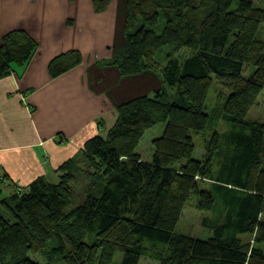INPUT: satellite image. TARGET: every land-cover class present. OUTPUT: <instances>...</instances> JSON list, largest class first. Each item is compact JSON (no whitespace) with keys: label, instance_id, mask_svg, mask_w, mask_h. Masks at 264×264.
<instances>
[{"label":"trees","instance_id":"16d2710c","mask_svg":"<svg viewBox=\"0 0 264 264\" xmlns=\"http://www.w3.org/2000/svg\"><path fill=\"white\" fill-rule=\"evenodd\" d=\"M125 1L122 56L100 64L123 76L156 72L160 88L120 104L107 132L59 165L56 182L40 176L23 187L14 183L9 195L0 190V264H41L29 253L47 243V263L112 264L120 253L121 264L144 257L264 264V120L250 116L264 91V0H238L234 9L233 0ZM110 2L93 0L95 12ZM37 47L24 30L5 34L0 78L29 63ZM81 62L72 49L54 57L48 71L55 78ZM245 65H253L249 76ZM212 76L229 94L207 113ZM218 120L225 130H214L204 157L194 158L192 133ZM159 123L163 132L145 161L137 148ZM192 196L208 213L200 221L210 231L206 238L175 230Z\"/></svg>","mask_w":264,"mask_h":264},{"label":"crops","instance_id":"0c3cea01","mask_svg":"<svg viewBox=\"0 0 264 264\" xmlns=\"http://www.w3.org/2000/svg\"><path fill=\"white\" fill-rule=\"evenodd\" d=\"M117 1L96 15L91 0H0V43L13 30L38 42L29 63L0 78V167L9 177L0 182L4 196L14 183L23 187L40 176L56 182L59 165L115 123L116 107L145 93V74L121 79L114 66L100 64L111 58L115 14L124 13ZM72 49L82 62L51 77V60Z\"/></svg>","mask_w":264,"mask_h":264},{"label":"rangeland","instance_id":"374dc122","mask_svg":"<svg viewBox=\"0 0 264 264\" xmlns=\"http://www.w3.org/2000/svg\"><path fill=\"white\" fill-rule=\"evenodd\" d=\"M252 1L254 2V4L256 6H263V4L259 0H252ZM91 2H92V7L94 8L93 0H91ZM117 2H118V5L122 6V12L124 11V13L121 14L120 16H119V12L118 13L116 12V14H115V18H114L115 19V28L113 29V31H115V32L113 33L114 36H113V42L111 45L112 47H110L111 58L122 56L123 47H124V44H123V42H124V16H125L126 1L125 0H118ZM237 2H238V0H233L231 9H234L237 6ZM107 7H106V9H107ZM106 9L104 11H100V12H95V10H94V12L96 15L97 14H105ZM160 25L161 26L163 25V21L160 22ZM106 29L108 30V36H111V33H112L111 27L109 28L108 26H106ZM120 32L122 35L121 39H120ZM258 36L260 38H264V24L261 25V27L259 29ZM162 50H164L163 54H165L169 49L163 48ZM104 60H106V59H102L103 62H104ZM102 61L100 60V63ZM101 65H103V64H101ZM252 71H253V65H245L244 70H243V75L249 76V74ZM118 74H119V72H118ZM143 74H145V76ZM150 74L153 75L154 81L151 78ZM140 75H143L142 78L145 77V79L146 80L149 79V81L144 86H142V87H144V88H142L144 90L141 89V92H145V93L138 94L134 97L144 95V94L145 95L152 94V92H154L155 90L160 88V78L158 77V74L156 72L144 70V71L140 72V74L135 75V77L140 76ZM119 77L121 79H123V78L124 79L125 78L130 79V78L134 77V75L123 76V75L119 74ZM212 78H213V83H212V86L210 88L209 96H208V98L206 100V104H205V111L207 113H211L212 109L214 108L213 106H215L219 101H221L222 100L221 98H224L225 95L229 94L228 89L224 85H222L221 82L220 83L217 82V79L214 76H212ZM115 90H116V85L110 88L111 92H114ZM220 93H222V95H220ZM117 107H116V111H117ZM250 116L258 118L262 121L264 120V91L259 95L258 100L256 102V105L252 109ZM117 117H118V112H117ZM215 123H214V127L209 126L203 132H200V133L193 132L192 133L193 142L195 144V152L193 155L194 158L201 159L204 157L205 154L203 153L204 152L203 144H204V142H206V140H208L210 138V136L212 135L214 130H216L217 132H220V133L225 130V128H226L225 123H221V122H219V120L216 121ZM100 129L102 130V127H100ZM108 129L105 126L103 129L104 130L103 134L106 133ZM163 129H164V124L159 123V124L155 125L154 127H152L150 130H148L146 132V134L143 136V138L140 142V145L137 148L138 152L140 153L143 160H145V161L150 160L151 155L153 153L152 141H153V139L159 137L162 134ZM214 163H215V161H214ZM203 180L206 183H210V181H211L209 179H203ZM197 202H198V200H197L196 196H192L186 202L184 210L182 212V215L180 217L179 222L177 223L175 230L178 232H182V233L189 234L192 236H196L199 238H206L210 235V231H209V229L203 228L201 226L200 221H201V218L204 217L205 215H207L208 213L205 211L199 210L197 208ZM243 238L245 239V241H247L251 237L249 235H246V236H243ZM259 246L264 250V244H260ZM51 247H52L51 243H47L42 248V251H40L37 254L29 253V257L31 259L37 261L38 263H41V264H63L61 261H56L57 259L54 262L47 263V258L45 257V254H48L47 251L50 250ZM55 254L56 253L52 251V256H55ZM121 257L122 256L120 253H116V255L114 256V261L112 262V264H121ZM141 264H160V263H159V261H157L155 259H150V258L144 257L141 261Z\"/></svg>","mask_w":264,"mask_h":264}]
</instances>
